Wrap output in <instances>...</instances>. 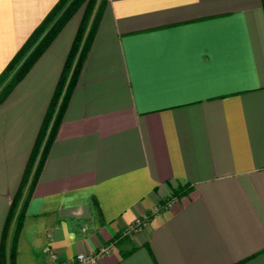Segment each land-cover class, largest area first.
Returning <instances> with one entry per match:
<instances>
[{
	"label": "crops",
	"instance_id": "0c3cea01",
	"mask_svg": "<svg viewBox=\"0 0 264 264\" xmlns=\"http://www.w3.org/2000/svg\"><path fill=\"white\" fill-rule=\"evenodd\" d=\"M54 2L0 0V71ZM78 17L0 101V231ZM109 241L94 264H264V0L104 1L15 264Z\"/></svg>",
	"mask_w": 264,
	"mask_h": 264
},
{
	"label": "trees",
	"instance_id": "16d2710c",
	"mask_svg": "<svg viewBox=\"0 0 264 264\" xmlns=\"http://www.w3.org/2000/svg\"><path fill=\"white\" fill-rule=\"evenodd\" d=\"M104 1L55 0L51 8L31 29L0 71L1 101L49 44L67 19L77 8H80L75 30L37 127L19 182L8 201L0 231V264H15V243L23 222L27 198L54 137L55 128L61 118L67 96L76 80ZM22 190H24L23 193ZM181 192H183V189H175L172 194L178 195ZM143 218H141V221Z\"/></svg>",
	"mask_w": 264,
	"mask_h": 264
},
{
	"label": "built area",
	"instance_id": "2783aa9c",
	"mask_svg": "<svg viewBox=\"0 0 264 264\" xmlns=\"http://www.w3.org/2000/svg\"><path fill=\"white\" fill-rule=\"evenodd\" d=\"M167 204V203H165ZM158 209V205H155L151 208L150 212L154 213ZM141 223V218L135 219L132 223H130L127 228L125 229L126 232H132L136 230ZM112 249V243L106 242L103 245L94 248V249H89L87 251H81V252H76L73 255L67 257L63 264H94L98 257L109 252ZM49 256L52 257L53 253L51 251L48 252Z\"/></svg>",
	"mask_w": 264,
	"mask_h": 264
},
{
	"label": "rangeland",
	"instance_id": "374dc122",
	"mask_svg": "<svg viewBox=\"0 0 264 264\" xmlns=\"http://www.w3.org/2000/svg\"><path fill=\"white\" fill-rule=\"evenodd\" d=\"M74 13H78V14H80V8H77L75 11H74ZM79 18V17H78ZM76 27V26H75ZM75 30V29H74Z\"/></svg>",
	"mask_w": 264,
	"mask_h": 264
}]
</instances>
